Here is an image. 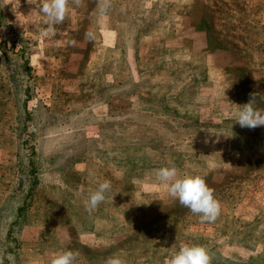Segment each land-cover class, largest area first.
Here are the masks:
<instances>
[{
    "label": "rangeland",
    "instance_id": "obj_1",
    "mask_svg": "<svg viewBox=\"0 0 264 264\" xmlns=\"http://www.w3.org/2000/svg\"><path fill=\"white\" fill-rule=\"evenodd\" d=\"M33 2L0 0V264H166L185 244L264 264V126L235 123L253 93L264 110V0H70L56 36ZM171 166L212 189L214 222L156 180Z\"/></svg>",
    "mask_w": 264,
    "mask_h": 264
},
{
    "label": "clouds",
    "instance_id": "obj_2",
    "mask_svg": "<svg viewBox=\"0 0 264 264\" xmlns=\"http://www.w3.org/2000/svg\"><path fill=\"white\" fill-rule=\"evenodd\" d=\"M34 4L33 0H27ZM70 0H40L38 12L46 18L47 31L44 35L51 33L57 35L56 26L64 23L68 13ZM79 6L82 0H72ZM100 14H107L112 7V0H97ZM85 39L95 40L92 31H86ZM256 94H251L248 103L244 104L236 114L235 123L242 128L255 129L264 126V110L254 106ZM156 180L165 184L169 196L178 199L179 203L188 208L193 214L200 216L202 222H214L220 214L221 206L214 197L212 189L200 176H179L175 166L161 167L156 172ZM112 185L109 180L99 183L98 188L93 191L86 201V211L91 213L100 203L105 201L106 193L111 191ZM78 253L71 250L59 252L53 255L50 264H77ZM106 264H126L119 256L109 257ZM166 264H211V257L206 248L199 245H183L178 252L174 253Z\"/></svg>",
    "mask_w": 264,
    "mask_h": 264
},
{
    "label": "trees",
    "instance_id": "obj_3",
    "mask_svg": "<svg viewBox=\"0 0 264 264\" xmlns=\"http://www.w3.org/2000/svg\"><path fill=\"white\" fill-rule=\"evenodd\" d=\"M243 132L245 133V131L243 130Z\"/></svg>",
    "mask_w": 264,
    "mask_h": 264
}]
</instances>
